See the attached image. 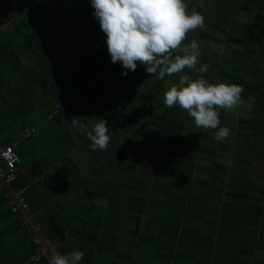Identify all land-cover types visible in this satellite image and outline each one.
I'll return each instance as SVG.
<instances>
[{
    "label": "crops",
    "instance_id": "crops-1",
    "mask_svg": "<svg viewBox=\"0 0 264 264\" xmlns=\"http://www.w3.org/2000/svg\"><path fill=\"white\" fill-rule=\"evenodd\" d=\"M248 3L254 6L252 0ZM0 27V34L7 35L8 22ZM0 50V147L17 142L24 157L28 145L21 142L37 132L35 124L48 119L49 109L66 101L65 110L49 119L57 130L55 159L37 171L22 162L17 181L23 187L17 191L0 186V227L5 228L0 231V264H28L23 259L30 255L29 230L13 220L14 192H21L41 226L52 214L69 223L64 238L52 242L62 254L82 251L79 264H264V150L248 166L217 170L212 178L199 167H153L148 181L141 184L135 174L130 176V161L119 153L129 151L125 143L137 139L136 126L146 122L149 115H142L148 108H167L163 97L168 88L152 87L162 83L170 87L172 76H155L147 85L142 72L133 75L123 90L127 97L120 93L109 110L107 96L84 105L76 97L81 88H44L43 64L33 66L22 53L12 57L6 39L0 41ZM119 64L114 63L124 70ZM92 75L91 82L99 76ZM161 113L156 116L163 124L167 112ZM73 116L89 117V131L99 119L107 121L106 151L91 150L92 142L72 127ZM31 127L35 132L21 138L22 131ZM49 168L46 178L34 180ZM168 171L174 178L167 177ZM157 188L164 190L155 192ZM22 234L25 237L20 238ZM99 258L101 263L96 262Z\"/></svg>",
    "mask_w": 264,
    "mask_h": 264
},
{
    "label": "flooded vegetation",
    "instance_id": "flooded-vegetation-1",
    "mask_svg": "<svg viewBox=\"0 0 264 264\" xmlns=\"http://www.w3.org/2000/svg\"><path fill=\"white\" fill-rule=\"evenodd\" d=\"M58 1H60L59 6H65L74 16L77 30L64 43L59 42V39L56 40L57 38H51L55 43L59 42L58 46L52 49L46 47V33L42 28L39 21L40 15L37 12L44 11L54 5L56 0H0V23L8 22L7 35L0 34V39L2 41L3 39L7 40L12 48V55L10 54L12 57L16 58L22 53L24 57L27 56L26 58L30 60L33 66L38 63L43 64L46 78L44 88H81L76 97L84 105L87 101L90 102L89 99L93 100L94 97H96V101L100 102L99 99L107 96L106 105L109 110H113L120 93L127 97L123 90L129 86L133 75L142 72L145 77L149 78L150 82L155 80V75L149 74L145 67L139 63L135 71H128L127 75H122L121 73L125 70H120L111 62L107 50L106 34L101 31L98 20L93 16L94 9L90 0ZM248 1L185 0L189 12L195 8L196 11L204 15L205 24L203 29L189 32L183 44L188 45L195 39L200 44L202 53L198 58L197 67L208 64L209 68L203 74L186 68L181 74L189 75L194 79L203 75L213 84L219 82L232 83L231 76L234 75L249 83L251 87L262 90L261 99L264 100V58L261 59L264 56L263 45L258 51L250 52L228 41L229 37L242 36L244 38L247 32L253 33L256 40L264 39V21H253L256 15L264 16V3H262L264 0L256 5L253 3L254 6H248ZM234 7L236 8L235 15L232 11ZM241 13L247 15L249 21L243 24L241 22L234 23L231 17L239 16ZM9 30L12 35L8 33ZM233 32L236 36L232 35ZM221 35L223 38L220 39ZM18 37L23 40L17 42ZM221 41H223V47H220L223 44L219 45ZM15 42L17 44H13ZM14 45L16 49H14ZM248 61H250L252 69L245 70L242 67V62ZM118 71H120V76ZM95 72L99 76L91 82L92 74L97 75ZM179 75H172L171 86L179 82ZM81 76L84 84L78 83ZM152 88H157V86ZM152 93L153 91H151ZM257 97L256 93L250 94L247 99L242 100V104L235 110H218L220 112V127L226 126L231 130L229 137L223 141L214 139L218 129L196 127L189 114L176 106V108L163 107L161 109L155 107L154 111L148 108V113L142 115V117L149 115L147 120L145 119L146 122L136 126L138 133L135 137L137 139L138 136L142 137L143 141L135 139L133 142H126L125 145L127 144V150L130 154L135 153V157H141L140 161L144 164H142L141 167L143 168L139 172L142 175L147 173L149 176V170H153V167L163 169L167 166L170 167V164H175L176 167L185 168L186 166V169L191 170L199 167L201 171H207L212 178L217 174L215 173L217 170H211L215 163L222 166L218 170L220 172L237 164L248 166L264 150V145H262L264 136L253 127L254 123L261 118L259 107L258 105L255 106L254 103ZM65 108L66 106L63 107L61 113ZM162 111L167 112L163 116V124L156 116ZM168 113L170 118L167 117ZM150 119L155 122L154 127L156 129L153 125H146L151 121ZM168 120L170 121L167 122ZM170 123L171 125H182L181 130L175 133V136H181V143L176 140L178 137L175 138L172 131L168 132ZM137 128H143V130ZM186 132L188 133L187 137L185 136ZM171 135L172 137L168 139V136ZM140 152L144 155H139ZM172 156H174L173 162ZM133 157L131 155L129 161ZM124 174L129 176L128 173ZM135 180L133 178L130 181L125 179V182L129 181L130 185H133ZM216 180L219 179L216 178ZM138 181L143 184L142 180ZM146 181L144 182L146 183ZM162 190L164 189L157 188L154 191L161 192Z\"/></svg>",
    "mask_w": 264,
    "mask_h": 264
},
{
    "label": "clouds",
    "instance_id": "clouds-1",
    "mask_svg": "<svg viewBox=\"0 0 264 264\" xmlns=\"http://www.w3.org/2000/svg\"><path fill=\"white\" fill-rule=\"evenodd\" d=\"M90 3L94 18L106 34L111 62L120 63L125 70L122 75L135 71L138 63L160 79L184 73L186 68L201 74L208 71V64L197 67L202 54L200 44L195 39L183 44L189 32L203 29L205 24L204 15L195 8L189 12L185 0H90ZM243 92L244 87L239 84H213L203 75L194 79L185 74L180 75L178 84L165 91L164 105L167 108L178 105L198 128L218 129L214 139L223 141L231 130L220 127L218 110L237 109L243 102ZM89 123L87 116L71 119L72 127L92 142L91 150L106 151L110 142L107 121L99 119L90 131ZM83 257L82 251L54 253L49 264H79Z\"/></svg>",
    "mask_w": 264,
    "mask_h": 264
},
{
    "label": "trees",
    "instance_id": "trees-1",
    "mask_svg": "<svg viewBox=\"0 0 264 264\" xmlns=\"http://www.w3.org/2000/svg\"><path fill=\"white\" fill-rule=\"evenodd\" d=\"M59 5H60V1L56 0L54 5L46 8L44 11H38L37 12V14L40 15L39 21L42 24V28H44L45 33H46V41L45 42H46L47 48L54 49L55 47L58 46L59 42L64 43L65 41L69 40L70 37L73 35V33L77 30V28L75 27L76 20H75L74 16L71 14L70 10L67 9L65 6H59ZM261 20L264 21V16H262V15H256L255 18L253 19V21H261ZM256 37L260 38L259 36H256ZM51 38H57L56 40L59 39L58 40L59 42L55 43L53 40H51ZM251 38H255V35L251 32H247V35L244 38L229 37L228 41L232 42V44H235L236 46L243 47L244 50L254 52L252 50L251 44H250ZM261 45H263L262 47L264 49V44L261 43L260 46ZM33 50H35V49H33ZM10 81L11 80H8L7 83H10ZM231 81L234 84H239V85H242L244 87V92L242 93V100L247 99L250 94L256 93L258 95V97L255 98L254 103H255V106L258 105V107H259L258 110L261 113L260 116L261 117L264 116V100L261 99L262 90H260V89L257 90L255 88L251 87V85H249V83L244 82L242 79H240L234 75L231 76ZM78 83L84 84V81L78 80ZM1 86H2V84H1ZM54 107H55V105L53 106V108ZM52 109H49L47 111V114L50 113L52 111ZM169 121L170 120H168L167 122H169ZM261 123L264 126V118H262ZM181 126L182 125H179V124L171 125V123H170L168 126V132L172 131L173 136H174V134L177 131L181 130ZM258 126H260V122H259ZM4 145H8V143H5ZM16 152L18 153V155L21 159V164H22L24 157L22 155V152L20 151V148H18V146L16 147ZM220 167H222V166H220V164L215 163L214 166H212L211 170L216 171V170H219ZM206 173L209 174L208 172H206ZM10 186L13 190L17 191L23 187V184H20V183H18V181H16L13 184H11ZM5 198L7 199L8 197H5ZM28 205H29V203H28ZM31 212H32V210H31ZM57 218L52 214V216H50V218H48L46 221L47 225H45L46 223L43 222V226H41L44 234L53 242L56 240V238H64L65 233L67 232L68 227H69L68 222L63 223L62 221H60L59 218H58L59 220ZM13 220L18 223L17 226L19 228L21 227V229H23V228L26 230L28 229L27 225L25 224L23 218L20 215V212H15L13 214ZM4 229H5L4 227H0V231L4 230ZM24 234L25 235L27 234L26 231L24 232ZM25 235L22 234V235H19V237L22 238V237H25ZM28 245H29L28 247H29V254L30 255L28 258L23 257L24 258L23 261L25 259L26 260L28 259V264H32L31 262H29V259L37 251V246L34 245L32 237L29 238Z\"/></svg>",
    "mask_w": 264,
    "mask_h": 264
},
{
    "label": "rangeland",
    "instance_id": "rangeland-1",
    "mask_svg": "<svg viewBox=\"0 0 264 264\" xmlns=\"http://www.w3.org/2000/svg\"><path fill=\"white\" fill-rule=\"evenodd\" d=\"M254 3H255V5L256 4H258V3H261L263 0H252ZM262 3H264V1L262 2ZM232 11H233V15H235V11H236V8L234 7V9H232ZM239 16H240V18H239ZM236 15V16H233V17H231V20L234 22V23H237V22H241L242 24L243 23H246V22H248L249 21V19H248V16L247 15H244V14H240V15ZM239 18V19H238ZM8 33L10 34V35H12V33H11V31L9 30L8 31ZM232 35L233 36H236V34L233 32L232 33ZM221 38H223V35H221L220 36V39ZM241 38H242V36H241ZM20 40H23L22 38H20V37H18L17 39H16V41L18 42V41H20ZM17 42H15V43H13V44H17ZM21 42H23V41H21ZM259 42H261L262 44H264V39L262 40V39H260V41H258V40H256L255 38H251L250 39V44H251V48H252V50L253 51H258V49L260 48V45H259ZM221 44H223V41H221L220 43H219V45H221ZM224 46V44L223 45H221L220 47H223ZM14 47V49H16V47H15V45L13 46ZM2 50H0V52H1ZM15 52H17V51H15ZM238 57H240V56H238ZM262 58H264V56L263 57H261V59ZM242 67H243V69H248V68H250V69H252V67L250 66V61H248V62H242ZM232 73H233V71H232ZM176 77V76H175ZM147 85H149L150 84V80H149V78H148V81H147V83H146ZM177 84H178V82H177ZM163 85V86H162ZM173 86V85H172ZM169 88L167 85H165L164 83H162L161 85H158L157 86V88ZM68 96H69V94H68ZM262 118H264V116H262L261 118H260V120H257L255 123H254V128H255V130L256 131H260V132H262V133H264V126L262 125V123H261V121H262ZM31 119H32V117H31ZM259 122H260V126H258L259 125ZM31 123H34V121L32 120L31 122H28L27 121V124H31ZM35 126H36V128H37V132L36 133H34L33 135H32V137L28 140V141H23V142H21L22 144H26V145H28L27 147H28V150L26 151V153H25V155H24V158H23V165H25L27 168H31L32 169V171H37L38 169H42V168H44V165H47L46 163L47 162H51L50 160H54L55 158V153H56V151H57V149L59 148V147H57V143H56V141H55V139H54V135H56V133H57V130H56V128L54 127V125H53V121H49V119H45V120H43V121H41L39 124H35ZM137 129H141V130H143V128H137ZM54 134V135H53ZM174 136H175V134H174ZM185 136L187 137L188 136V133L186 132L185 133ZM176 137H178V139H176V140H179V142H180V135H176L175 136V138ZM138 139L140 140V141H143V138L141 137H139L138 136ZM181 143V142H180ZM118 151V148H117V150H116V152ZM124 155V156H126V158L129 160L130 159V154H129V152L128 151H126V150H124V149H121V151H120V153H119V155ZM139 155H141V156H143L144 154L142 153V152H140V154ZM129 156V157H128ZM148 158H149V156H147ZM140 158L141 157H133L131 160H130V167L133 169V172H131V174H130V176H132V175H134L135 174V177H139V179H136L137 181L138 180H142L143 181V184H144V181L147 179L148 180V174L147 173H145V174H143L142 175V173H140L139 171L141 170V168H143V167H141L142 166V164H144V163H142L141 161H140ZM153 160V159H152ZM171 160H172V162H173V160H174V156H172L171 157ZM150 161V160H149ZM170 167H172V168H169V169H173V168H175L177 165H175V164H170L169 165ZM182 168H184V167H182ZM130 173V172H129ZM166 175H167V177H173L174 178V176H172L173 175V173L171 172V171H168V173H166ZM184 182V181H183ZM171 189V188H170ZM168 190V188H166L165 189V191H167ZM171 195L170 196H174L175 194H173V193H170ZM96 262L97 263H101V258H99L98 260H96Z\"/></svg>",
    "mask_w": 264,
    "mask_h": 264
},
{
    "label": "built area",
    "instance_id": "built-area-1",
    "mask_svg": "<svg viewBox=\"0 0 264 264\" xmlns=\"http://www.w3.org/2000/svg\"><path fill=\"white\" fill-rule=\"evenodd\" d=\"M66 101L62 100L60 104H56L54 109L47 115L48 119H53L56 117L65 106ZM35 132V128H26L21 133V138L28 139ZM17 142H13L8 145H4L0 147V178L4 181L7 186H10L14 182L17 181L19 168L21 167V159L16 152ZM52 169L49 168L47 171L42 173H38L34 180L39 182L47 177L49 172ZM1 186V184H0ZM16 202L10 203L12 212H19L23 210L28 219L33 222L35 226V231L38 232L42 236V241L37 238L34 232L28 227L29 234L33 239L34 245L37 246V251L33 254L29 260L32 264H49L50 257L54 253H60L58 249L55 247L53 242L44 234L41 225L35 220L34 215L30 210V206L28 205L26 199L21 195V192H14ZM209 264V263H207Z\"/></svg>",
    "mask_w": 264,
    "mask_h": 264
},
{
    "label": "water",
    "instance_id": "water-1",
    "mask_svg": "<svg viewBox=\"0 0 264 264\" xmlns=\"http://www.w3.org/2000/svg\"><path fill=\"white\" fill-rule=\"evenodd\" d=\"M0 184L2 185V187H3L6 191H9L8 186L4 183V181H3L1 178H0ZM11 197L13 198V201L16 202L14 196L12 195ZM20 214H21L23 220L25 221V223L27 224V226H28V227L34 232L35 236H36L37 238H39V239L42 241V244L44 245V242H43V240H42V236H41L38 232L35 231V226H34L33 222H31V221L28 219L26 213H25L23 210H20Z\"/></svg>",
    "mask_w": 264,
    "mask_h": 264
}]
</instances>
